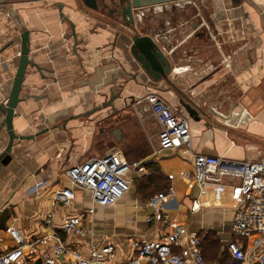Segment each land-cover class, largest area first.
<instances>
[{"label":"crops","instance_id":"crops-1","mask_svg":"<svg viewBox=\"0 0 264 264\" xmlns=\"http://www.w3.org/2000/svg\"><path fill=\"white\" fill-rule=\"evenodd\" d=\"M169 4L178 8L173 32L163 11ZM150 7L156 14L148 17ZM150 7L142 8L131 26L113 13V5L108 19L107 7L92 10L78 0L0 3V103L16 70L19 33L28 30L29 57L40 70L27 66L21 93L32 96L19 103L13 124L20 135L47 130L34 139L14 140L11 161L0 166V253L13 246L8 228L14 227L31 239L57 234L83 256L109 241L115 246L113 261H126L134 254L133 239H156L169 231L160 219L147 220L152 214L148 200L172 188L163 211L199 236L205 264H247L235 260L227 246L240 179L222 176L205 185L182 179L180 173L192 169V157L179 149L157 151L160 125L145 109L144 97L156 94L188 120L192 153L230 161L259 159L264 147V0H185ZM160 20L165 32L158 31ZM133 33L158 43L170 63L165 78L152 79L132 57ZM116 92L120 97L112 106L95 110ZM182 102L197 111V120ZM106 153L117 161L151 163L154 184L146 182V167L148 174H131L130 189L116 204L96 205L65 170ZM57 191L72 195L70 206L54 201ZM196 199L199 208L191 211ZM68 215L83 217V236L62 232ZM54 243H40L26 254L38 260ZM258 252L264 254V240ZM33 260L24 257L15 264ZM61 262L73 260L66 253Z\"/></svg>","mask_w":264,"mask_h":264},{"label":"built area","instance_id":"built-area-1","mask_svg":"<svg viewBox=\"0 0 264 264\" xmlns=\"http://www.w3.org/2000/svg\"><path fill=\"white\" fill-rule=\"evenodd\" d=\"M148 110L160 125L157 133L158 150L179 149L192 157L191 171H182L180 177L198 185L218 183L222 176L240 179V196L233 208L232 236L228 250L237 261L247 264H264V254L258 248L264 240V147L259 159L230 161L215 155L192 153V141L188 120L175 113L169 104L156 94L144 97ZM148 174L145 164L140 161H117L112 153L89 158L65 170L71 183L90 193L92 201L99 206H111L125 195L131 186L132 173ZM169 188L149 198L152 214L148 221L157 218L169 228L160 238L139 241L133 239V256L123 262H114L115 246L105 242L94 248L88 256L78 249H69L57 234L26 238L14 227L8 231L13 246L0 253V264H15L24 257L33 260L26 250L38 244L53 241L51 252H43L32 264H62L61 256L68 253L72 264H205L201 253V240L196 233H187L176 217H169L163 210L173 197ZM54 201L70 206L72 195L67 191H57ZM199 208L198 200L191 203V211ZM88 214L92 208L86 210ZM79 215H68L62 221L61 230L70 236H83L84 228Z\"/></svg>","mask_w":264,"mask_h":264},{"label":"water","instance_id":"water-1","mask_svg":"<svg viewBox=\"0 0 264 264\" xmlns=\"http://www.w3.org/2000/svg\"><path fill=\"white\" fill-rule=\"evenodd\" d=\"M19 1V0H0V2ZM82 5L92 10H97L100 7H108L103 0H78ZM185 0H120V16L128 25H134V19L139 15L142 8L150 6H159L162 4L179 2ZM60 4L57 5L60 9ZM61 16V15H60ZM72 36H75L73 25ZM19 49L17 64L14 76L12 78L11 86L8 94L0 103V166L7 165L12 159V150L14 140L23 141L26 139H34L36 136L46 132V129L39 131L36 135H20L16 133V127L13 124L14 117L20 112L19 103L30 99L32 95L22 94V86L26 74L27 66L35 67L40 70V67L30 60L29 57V32L28 30H21L19 33ZM130 53L140 68L146 75L152 79L166 77L170 70V63L163 55L157 42L147 34L133 33L131 35ZM120 97V92L112 93L107 101L96 107L95 110L104 109L112 106L113 101ZM183 107L188 115L194 119H198L197 111L189 104V102H182Z\"/></svg>","mask_w":264,"mask_h":264},{"label":"rangeland","instance_id":"rangeland-1","mask_svg":"<svg viewBox=\"0 0 264 264\" xmlns=\"http://www.w3.org/2000/svg\"><path fill=\"white\" fill-rule=\"evenodd\" d=\"M103 1H105V3L108 5V7H107V11L105 12V17L106 18H110L109 17V7H111V5H113V4H116V2H117V0H115L114 2L115 3H112L111 2V0H103ZM9 2V1H8ZM1 3V2H0ZM170 5V4H169ZM172 5L173 4H171L170 6H169V9H167L166 11L165 10H163L165 13H166V15H165V17H168L169 18V20H170V23H171V25H172V32H173V29L175 28V26H174V23L175 22H177V20H178V14H176L175 12H174V10H176V9H178V8H172ZM186 10H188V8L186 9ZM167 11H171V12H167ZM148 12H150L149 14H148V17H150V16H152L153 14H156V10H153V8H151L150 7V11H148ZM185 15V14H184ZM183 15V16H184ZM186 16V15H185ZM188 16V15H187ZM160 24H159V29H158V31H160V30H164V32L167 30V29H165V24H164V26H163V20H160V22H159Z\"/></svg>","mask_w":264,"mask_h":264},{"label":"trees","instance_id":"trees-1","mask_svg":"<svg viewBox=\"0 0 264 264\" xmlns=\"http://www.w3.org/2000/svg\"><path fill=\"white\" fill-rule=\"evenodd\" d=\"M146 167L148 168V169H150V176L149 177H147V179H146V182H153V184H154V181H153V179H154V177H155V170H153V166L151 165V163L150 164H147L146 165ZM141 188V187H140ZM145 188V187H144ZM144 192H146V191H144ZM146 194V193H145ZM201 248V247H200ZM202 253V252H201Z\"/></svg>","mask_w":264,"mask_h":264},{"label":"flooded vegetation","instance_id":"flooded-vegetation-1","mask_svg":"<svg viewBox=\"0 0 264 264\" xmlns=\"http://www.w3.org/2000/svg\"><path fill=\"white\" fill-rule=\"evenodd\" d=\"M114 1L115 0H111L112 3H115ZM119 5H120V0H117L116 4H113V13L114 14H119L120 15V7H119Z\"/></svg>","mask_w":264,"mask_h":264}]
</instances>
